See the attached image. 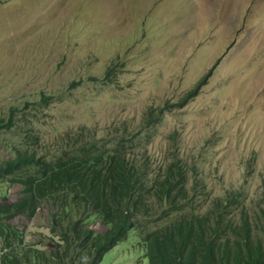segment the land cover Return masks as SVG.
Instances as JSON below:
<instances>
[{
  "label": "rangeland",
  "instance_id": "obj_1",
  "mask_svg": "<svg viewBox=\"0 0 264 264\" xmlns=\"http://www.w3.org/2000/svg\"><path fill=\"white\" fill-rule=\"evenodd\" d=\"M119 46L128 57L111 82L77 86L36 111L40 147L54 150L58 131L83 127L113 137L143 129L150 107L175 105L195 90L182 108L164 111L150 146L135 153L147 151L155 163L173 150L194 163L212 197L241 190L244 210L254 212L264 194V0H0V110L12 99L68 90L84 67L101 77L109 56L89 67L88 53ZM15 139L0 132L2 144ZM208 206L199 203L202 211ZM233 213L238 221L241 210ZM49 218L43 208L12 224L36 243L48 236ZM137 257L123 242L101 264Z\"/></svg>",
  "mask_w": 264,
  "mask_h": 264
},
{
  "label": "trees",
  "instance_id": "obj_2",
  "mask_svg": "<svg viewBox=\"0 0 264 264\" xmlns=\"http://www.w3.org/2000/svg\"><path fill=\"white\" fill-rule=\"evenodd\" d=\"M108 48L88 53L89 67L109 56L101 77L84 67L68 90L12 99L0 110V132L17 137L15 145L0 143V264H101L123 242L137 252L135 264H264V194L248 213L241 190L212 197L194 163L175 151L155 163L147 151L135 153L150 146L164 111L182 108L195 90L175 105L150 107L143 129L113 137L83 127L58 131L54 150L40 147L32 125L36 111L77 86L111 82L128 50ZM65 64L63 56L56 68ZM15 188L20 196L12 200ZM203 199L209 201L205 211L199 208ZM43 208L50 213L48 236L27 243L12 222L31 221Z\"/></svg>",
  "mask_w": 264,
  "mask_h": 264
},
{
  "label": "built area",
  "instance_id": "obj_3",
  "mask_svg": "<svg viewBox=\"0 0 264 264\" xmlns=\"http://www.w3.org/2000/svg\"><path fill=\"white\" fill-rule=\"evenodd\" d=\"M2 254V250L0 249V255Z\"/></svg>",
  "mask_w": 264,
  "mask_h": 264
}]
</instances>
